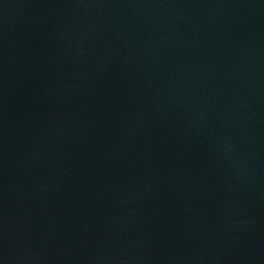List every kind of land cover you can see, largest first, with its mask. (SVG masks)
I'll return each mask as SVG.
<instances>
[{
	"label": "water",
	"instance_id": "1",
	"mask_svg": "<svg viewBox=\"0 0 264 264\" xmlns=\"http://www.w3.org/2000/svg\"><path fill=\"white\" fill-rule=\"evenodd\" d=\"M0 264H264V0H0Z\"/></svg>",
	"mask_w": 264,
	"mask_h": 264
}]
</instances>
